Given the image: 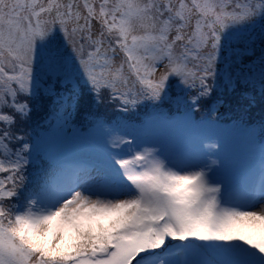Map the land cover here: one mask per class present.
<instances>
[{
    "label": "snow or ice",
    "instance_id": "6c2138e0",
    "mask_svg": "<svg viewBox=\"0 0 264 264\" xmlns=\"http://www.w3.org/2000/svg\"><path fill=\"white\" fill-rule=\"evenodd\" d=\"M257 38L264 0H0V264H264V147L233 184L203 142L143 147L114 118L87 166L54 156L34 176L25 129L39 95L63 126L85 90L125 117L175 104L192 120L218 87L264 98Z\"/></svg>",
    "mask_w": 264,
    "mask_h": 264
},
{
    "label": "trees",
    "instance_id": "16d2710c",
    "mask_svg": "<svg viewBox=\"0 0 264 264\" xmlns=\"http://www.w3.org/2000/svg\"><path fill=\"white\" fill-rule=\"evenodd\" d=\"M172 91H173V95H175V90L173 89ZM216 100L219 101L215 105L216 110L227 111V112L241 110L242 112L241 114L243 116H236L239 119H242L241 128L249 127L252 124L250 121H255L258 123L262 122V120H260L258 117L264 114V98H262L260 94L258 85L255 90L249 89L247 94H244L242 90L237 92H229V91H225L223 88L218 87L217 91L213 95V101ZM85 101L89 103H93L91 97L89 96L86 90L83 94L80 106H82ZM173 106H174L173 104L165 105L162 108V111L164 113L166 112L168 113L170 111V107ZM208 106L209 105H205L204 107H208ZM32 107L33 110L31 114V119L26 123L25 129L28 135L31 137L32 143L33 144L38 143L40 146L39 150L33 155V165L29 169V171H31L34 176L37 173L41 172V170L47 169L48 166L52 163V159L54 156L57 159L64 161L70 168H72L74 162L83 163L89 161L92 154L88 151L80 153V149L76 147L62 149L59 152L55 151V147L58 143V141H56L57 140L56 136L57 133L59 132V126L61 124H58L57 121L49 115V101L47 97L43 95L37 96L32 102ZM104 107H111V106L105 104L98 105V108H104ZM140 111H145V109L141 108ZM178 114L182 118H185V116L182 115V112H178ZM155 116H157L160 119H164L166 115L165 116L155 115ZM157 117L156 119L151 118V120L146 115L139 118L134 125L135 128L134 133H136V136L141 134L143 135L147 134L149 130H151V134H155V135L164 134L170 127V124L163 122V125L161 126L160 125L161 121ZM126 121L130 125L133 123V121L129 119H127ZM94 123L95 121L88 122L84 118H80L79 115H76L74 116L70 125L72 128L75 127L77 130L83 131L78 133L79 134L78 137L82 139L85 133L91 135V132L88 129H90L89 126H91V129H93ZM113 124L114 123L111 121H106L104 122L103 125L106 126L107 128H111L113 127ZM151 127H154V129H150ZM130 131L132 133L133 128L130 127ZM261 131L264 133L262 127L260 129V133ZM262 147H264V142L260 145L259 148L257 147L253 149V152L251 154H253L254 157H260Z\"/></svg>",
    "mask_w": 264,
    "mask_h": 264
},
{
    "label": "rangeland",
    "instance_id": "374dc122",
    "mask_svg": "<svg viewBox=\"0 0 264 264\" xmlns=\"http://www.w3.org/2000/svg\"><path fill=\"white\" fill-rule=\"evenodd\" d=\"M260 24L257 23L255 25V32L257 34L258 37V33L260 32ZM264 47V43H262L258 38L256 40V45H255V49H256V55H259L260 53V49ZM246 60L249 58H245ZM173 107H170V111L172 112L173 110H175L176 106L175 104H173ZM207 107H204L201 111H197L195 113V119L199 116H201L204 112V110ZM80 113L79 116L80 118H84L86 113H90V115H88V118L85 119L88 122H93L96 119H100L104 122L106 121H111L113 122L114 118L115 119H128V118H133L135 120H138L139 118L142 117V115L144 114V112L146 111H150V108L145 109V111H136L133 115L131 116H127L125 117L124 114L122 113H117L116 110L114 108L111 107H104V108H98V105L95 103H89L87 101L84 102V104L82 106H80ZM215 122V119H212ZM179 122H183L184 125L186 126V128H197L198 126L195 124V120H192L190 118H185ZM215 123H208L207 129L205 131L202 132L203 135H205V140L202 138H199V143L201 144V142H203V147L206 148V151L208 152H216V146H222L223 148L220 149L222 150L221 153H214L215 156L219 157L221 163H222V169H221V173H223L224 176H227L229 178V168L232 167L231 165H229L230 163L228 162V158H233L236 159V155H237V150L233 149L231 152H229V149L227 147L226 149V143H233L232 141L228 140V138H226V136L224 135L223 130H226V127L221 126L220 128H217L216 126L214 127ZM216 124H219L218 122H216ZM94 126V125H93ZM115 125L113 124V127L111 128H107L106 126L103 125L102 128L96 129L95 127L93 129H91V126H89L90 129H88L91 132V135H89L88 133H85V135L89 136V139H92L93 141L89 142L88 140H78L77 138H79V131H77V129L75 127H71L70 124L63 126L62 124L59 126V132L57 133V140L58 143L55 147V151L59 152L62 149H68V148H79L80 149V153H83L85 151H88L92 154L93 151V147L96 145V143L100 142L102 138H104L107 141H111L114 140L116 138H118L121 135V132L119 130L114 131ZM153 129V128H152ZM107 131V132H106ZM77 137V138H76ZM159 138V136H158ZM256 138L255 136V130L254 129H250L245 137V142L246 143H251L252 141H254ZM80 139V138H79ZM205 142V145H204ZM154 144L152 145L151 142H149L148 144H146L143 147H152V148H157L159 147L158 142H153ZM180 145H186V143H184L183 141L179 142ZM163 146L166 148H171L173 146V142L170 141H166L165 143H163ZM215 156H209L208 157V162L209 164L215 168V167H219V160H217V158ZM242 157V154L240 156V158ZM213 161H215V163H212ZM89 164V161H88ZM87 166V165H86ZM245 167V166H244ZM233 175V174H232Z\"/></svg>",
    "mask_w": 264,
    "mask_h": 264
}]
</instances>
